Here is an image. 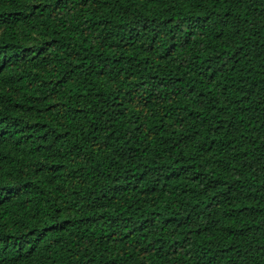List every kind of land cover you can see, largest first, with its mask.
<instances>
[{"label":"trees","instance_id":"16d2710c","mask_svg":"<svg viewBox=\"0 0 264 264\" xmlns=\"http://www.w3.org/2000/svg\"><path fill=\"white\" fill-rule=\"evenodd\" d=\"M0 264H264V0H0Z\"/></svg>","mask_w":264,"mask_h":264}]
</instances>
